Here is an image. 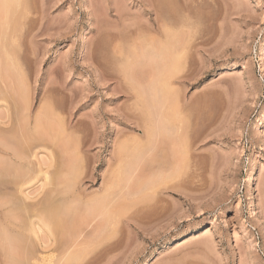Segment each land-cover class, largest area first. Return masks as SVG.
<instances>
[{"label":"rangeland","instance_id":"1","mask_svg":"<svg viewBox=\"0 0 264 264\" xmlns=\"http://www.w3.org/2000/svg\"><path fill=\"white\" fill-rule=\"evenodd\" d=\"M23 1L0 0V22H4L0 23V69H4L3 75L0 70V121H4L6 113L10 118L9 125L0 124V138L8 139L3 140L7 144L2 139L0 142L5 146L14 143L15 148L27 151V158L35 165L31 164L32 174L30 171L25 174L28 171L25 167H17L0 151V162L4 163L0 166V201L24 199L25 192L38 197L36 203L42 209L50 199L55 200L56 196L52 197L57 190L78 186L79 179L89 192L101 189L106 181L120 182L114 189L122 188L126 195L120 210L123 228L115 229L111 224L106 238L88 236L91 243L88 254L93 253L87 255L85 250L82 263L264 264V0H25L26 5ZM22 3L23 12L20 11ZM152 4L153 9L148 8ZM145 9L155 10V13L145 14ZM120 13L126 18L121 19ZM150 16L152 20L163 21L159 22L160 29L163 25L167 28L153 34H158L155 38L162 39L166 33L179 37V59H172L175 48L168 45L165 59L159 58L160 61L153 63L142 60L141 41L137 40H141L143 34L137 25L143 23L139 28L146 33L142 26ZM138 31L140 38L136 36L134 45L140 44L135 49L132 38L139 36ZM120 34H124L123 37H119ZM2 41L6 46L1 45ZM133 47L135 51L138 49V54ZM133 56L140 59L135 61ZM16 63L18 69H15ZM5 72L8 75H4ZM156 85L164 92L155 90ZM10 92L15 94L16 100ZM157 95H162L161 99ZM179 106L184 108L182 117H185L177 134L184 141L182 155L171 151L167 139L166 145L162 144L164 150L152 151L145 154L146 157L137 149L133 150L129 138L143 135L153 128L160 113L173 112ZM52 135L56 136V141L50 139ZM36 153L38 158L31 157ZM119 154L122 158L125 156L126 165L122 166L120 174L116 168ZM43 157L53 162L48 170L49 180L38 174L40 165L36 159L44 160ZM159 164L163 165V174L157 171ZM68 167L75 171L71 172L75 176L70 182L77 179L78 184L69 182L63 188L61 182L68 176L61 173L68 172ZM2 172L6 176L2 177ZM54 180H59L58 185ZM171 185L175 190H164ZM36 203L33 208L39 207ZM24 215L17 219L21 227L24 223L29 225L27 218L32 217ZM13 228L14 233L19 230L14 225ZM85 228L89 231L90 227ZM56 231L58 241L68 235L62 233V229V234ZM26 233L27 237L32 236L26 240L32 243L28 246L25 240L23 244L16 239L18 234L14 236L9 232L8 235L15 238L13 243L20 241L24 248L26 245L28 250H36L32 255L41 256L43 250L38 235L35 237L32 232L29 235L28 230ZM26 233L23 234L26 236ZM96 239H100L99 242L96 243ZM3 241L1 239L0 248ZM15 243L13 246H19ZM16 248L10 254L17 250L15 253L22 260L15 264H25L31 255H26V248V251ZM19 250L26 254L21 253L22 256ZM3 259L1 264H4Z\"/></svg>","mask_w":264,"mask_h":264},{"label":"bare ground","instance_id":"2","mask_svg":"<svg viewBox=\"0 0 264 264\" xmlns=\"http://www.w3.org/2000/svg\"><path fill=\"white\" fill-rule=\"evenodd\" d=\"M10 1V0H9ZM20 1V0H19ZM23 1V0H22ZM25 1V0H24ZM23 1V2H24ZM148 1V0H147ZM152 2H153V0H151ZM5 2V1H4ZM3 2V3H4ZM149 2V1H148ZM12 3V2H11ZM13 3H15V1H13ZM18 2H16L15 4H17ZM21 2H19V4H20ZM25 3V5L27 4L26 2H24ZM6 4V3H5ZM5 4H2V5H5ZM148 4H150V3H148ZM1 5V6H2ZM6 5H8V6H10L9 4H6ZM5 5V6H6ZM146 5V4H145ZM7 6V7H8ZM21 7H20V11H22L21 10V8H22V6H23V3H22V5H20ZM147 6V5H146ZM152 6H154V4H152V5H149L148 6V8H151V9H153V7ZM13 7H15V5L13 6ZM24 7V6H23ZM27 7V6H26ZM3 8V7H2ZM6 8V7H5ZM147 8V7H146ZM4 9V8H3ZM17 9V8H16ZM23 9H25V8H23ZM120 9V8H119ZM118 9V10H119ZM149 10V9H145V14H152L153 12L155 13V10H156V8H155V10ZM5 10H7L8 11V9H5ZM9 10H10V7H9ZM117 10V11H118ZM6 11V12H7ZM15 11H17V10H15ZM14 11V12H15ZM120 11V10H119ZM5 12V11H4ZM11 12V11H10ZM19 12V11H18ZM23 12V11H22ZM24 12H26V11H24ZM13 13V12H12ZM6 14V13H5ZM8 14V13H7ZM119 14V13H118ZM157 14V13H156ZM4 15V14H3ZM25 15H26V13H25ZM120 15H121V13H120ZM11 16H13V15H11ZM4 17H5V15H4ZM22 17V16H21ZM122 17H124V13H123V15H121V19H125L126 17H124V18H122ZM158 17V16H157ZM9 18V17H8ZM19 18V17H18ZM16 19V18H15ZM119 19H120V16H119ZM127 19H129V18H127ZM126 19V20H127ZM159 19V18H158ZM158 19H155V20H152L151 19V16L150 17H147L146 18V24H145V26H142V27H144V29H145V31H146V33L142 30V28H139L141 25L140 24H138L137 26H139L138 27V29H141V34H143V35H141V40H137L138 42L139 41H141V44L140 43H138V44H140L141 45V49L139 48V51H140V57L142 58V60L143 59H147V60H149V61H151L152 60V63H153V61L154 62H157V59L159 60V58L160 59H162L163 60V58L165 59V49L166 48H168L169 46L168 45H171L170 47H172V46H174V47H172V49L173 48H175V49H173L174 50V52H172L171 53V51L170 52H168L169 54L171 53V54H173V53H175V55L173 54L171 57H172V59L174 58V60H176V59H179V53L178 52H180V51H178L177 49H178V47H177V45L179 46V42L181 43V41H180V39H179V37H175L174 36V34H169V33H166V37H164V35L162 36V37H164V38H155V37H157L158 36V34H157V36L156 35H154L153 36V34H155V33H157V31L158 30H162L163 28H165L164 27V25H163V27H162V29H160V24H159V22L158 21H156V20H158ZM5 20H7L6 18H5ZM17 20V19H16ZM167 20V19H166ZM172 20V19H171ZM2 21V20H1ZM18 21V20H17ZM143 21V20H142ZM3 22V21H2ZM2 22H0V23H2ZM125 22V21H124ZM123 22V23H124ZM143 22H145V21H143ZM4 23V22H3ZM2 23V24H3ZM137 23V22H136ZM139 23V22H138ZM161 24L163 23V21L162 22H160ZM164 23H165V21H164ZM167 23V22H166ZM172 23H173V21H172ZM10 24V23H9ZM133 24H134V22H133ZM11 25H13V24H11ZM136 25V24H135ZM165 25H167V24H165ZM7 26H9V25H7ZM125 26H127V25H125ZM129 26V25H128ZM130 26H134V25H130ZM172 26V25H171ZM2 27V26H1ZM6 27V26H5ZM4 27V28H5ZM12 27V26H11ZM126 28V27H125ZM124 28V29H125ZM130 27H128V29H129ZM135 28V27H134ZM2 29V28H1ZM13 29H15V25H14V27H13ZM120 29V28H119ZM165 29H167V28H165ZM164 29V30H165ZM123 30V29H122ZM130 30H131V28H130ZM163 30V31H164ZM175 30V29H174ZM174 30L172 29V31L174 32ZM7 31V30H6ZM125 31V30H124ZM124 31H120V32H124ZM133 31V30H132ZM167 31V30H166ZM14 32V31H13ZM139 32V31H138ZM154 32V33H153ZM158 32H160V31H158ZM178 32V31H177ZM134 33V32H133ZM145 33V34H144ZM172 33V32H171ZM175 33V32H174ZM127 34V33H126ZM129 34H130V32H129ZM132 34V33H131ZM139 34V36L136 34L135 35V40H134V38H132L133 39V41H135V43H133L132 45L135 47V45L134 44H136L137 43V41H136V38L137 37H139L140 38V32L138 33ZM163 33H161V35H162ZM6 35V34H5ZM10 34H8V36H9ZM121 35V34H120ZM123 35L124 34H122L121 36H119V37H123ZM128 35V34H127ZM126 35V36H127ZM133 35V34H132ZM131 35V36H132ZM11 36H12V34H11ZM10 36V37H11ZM130 36V35H129ZM130 36V37H131ZM134 36V35H133ZM137 36V37H136ZM160 36V35H159ZM0 37H1V33H0ZM12 38V37H11ZM179 39V42H177L178 41V39ZM12 39H14V38H12ZM127 39H129V38H127ZM0 40H2L1 38H0ZM5 40H6V38H5ZM159 40H161V41H159ZM165 40V42H163ZM4 41V40H3ZM2 41V43H4ZM182 41H185V39L184 40H182ZM188 41V40H187ZM186 41V42H187ZM1 42V41H0ZM10 42V41H9ZM7 43V42H6ZM176 43H178V44H176ZM8 44V43H7ZM10 44V43H9ZM138 44H137V46H138ZM185 44V43H184ZM1 45H5V43L4 44H1ZM11 45H12V43H11ZM187 45H189V44H187ZM6 46V45H5ZM9 46V45H8ZM13 46V45H12ZM135 47V49L136 48H138V47ZM167 46V47H166ZM184 46V45H183ZM182 46V47H183ZM134 47H133V49H134ZM166 47V48H165ZM177 47V48H176ZM181 47V48H182ZM9 48V47H8ZM1 49H2V46H1V48H0V51H1ZM5 49H7L6 47H5ZM11 49V47L9 48V50ZM135 49H134V51H135ZM179 49H180V47H179ZM8 50V49H7ZM7 50H5V52L8 54V52H7ZM12 50V49H11ZM10 50V51H11ZM138 50V49H137ZM137 50L135 51L136 52V54H138L139 52H137ZM10 51H9V53H10ZM128 51V50H127ZM132 51V50H131ZM178 51V52H177ZM184 51V50H183ZM186 52V51H185ZM187 53V52H186ZM263 53H264V49H263ZM129 55H131L130 53H128ZM133 54V53H132ZM1 55H3V53L1 54ZM5 55V54H4ZM124 55V54H123ZM135 55V54H134ZM167 55V54H166ZM178 55V56H177ZM7 56V55H6ZM126 56V55H125ZM136 56V55H135ZM135 56H133V57H135ZM143 56H144V58H143ZM175 56H176V58H175ZM8 57V56H7ZM1 58V57H0ZM4 58V57H3ZM9 58H11V55L8 57V59ZM13 58V57H12ZM139 58V57H138ZM137 57H135V61H136V59H138ZM5 59H6V57H5ZM4 59V60H5ZM134 58H132V60H133ZM140 59V58H139ZM168 59H170L171 60V58L169 57ZM167 59V60H168ZM141 60V61H142ZM181 60V59H180ZM1 61V60H0ZM6 61V60H5ZM160 61V60H159ZM12 62V61H11ZM16 62V61H15ZM147 62V61H146ZM4 63V62H3ZM6 63H8L7 61H6ZM132 63V62H131ZM149 63V62H148ZM12 64V63H11ZM129 64V63H128ZM133 64V63H132ZM135 64V63H134ZM164 64V63H163ZM166 64V63H165ZM169 64V63H168ZM2 65V64H1ZM0 65V66H1ZM12 65H14V64H12ZM139 65H141L140 63H139ZM145 65V64H144ZM143 65V66H144ZM147 66H149V65H147ZM150 66H152L151 64H150ZM161 66H163V65H161ZM135 67H136V65H135ZM1 68V67H0ZM3 68V67H2ZM10 68V67H9ZM12 68V67H11ZM124 68H125V66H124ZM154 68V67H153ZM164 68V67H163ZM162 68V69H163ZM15 69H18L17 68V63H16V67H15ZM1 70V69H0ZM4 70V69H3ZM3 70H1V72H2V75H3ZM7 70H10V69H7ZM127 71H128V69H127ZM131 71V70H130ZM130 71H129V73H130ZM156 71V70H155ZM12 72V71H11ZM13 72H14V70H13ZM17 72H19V71H17ZM23 72V71H22ZM21 72V73H22ZM149 72H151V71H149ZM161 72V71H160ZM15 73V72H14ZM20 73V74H21ZM127 74V73H126ZM137 74V73H136ZM157 74H161V73H158L157 72ZM4 75H8L6 72L4 73ZM14 74H12V76H13ZM128 75V74H127ZM131 75H133V74H131ZM161 75H163V74H161ZM135 76V75H134ZM170 76V75H169ZM2 76H0V78H1ZM5 77V76H4ZM10 77V76H9ZM23 77V76H22ZM128 77V76H127ZM130 77V76H129ZM147 77H149V76H147ZM154 77V76H153ZM167 77V76H166ZM165 77V78H166ZM15 78V77H14ZM131 78V77H130ZM175 78V77H174ZM23 79H24V77H23ZM134 79V78H133ZM154 79L156 80L157 78H155L154 77ZM167 79V78H166ZM6 80V79H5ZM5 80H2V82L3 81H5ZM7 80H8V77H7ZM13 80V79H12ZM130 80V79H129ZM164 80V79H163ZM163 80H162V82H163ZM169 80V79H168ZM1 81V80H0ZM10 81H11V79H10ZM21 81H22V78H21ZM132 81H134V80H132ZM136 81V80H135ZM149 81V80H148ZM150 82V81H149ZM155 82V81H154ZM157 82H158V80H157ZM167 82V81H166ZM174 82V81H173ZM152 83V82H151ZM25 84V83H24ZM24 84H22V85H24ZM156 84V83H155ZM161 84V83H160ZM166 84V83H165ZM168 84H169V81H168ZM9 85V84H8ZM14 85V84H13ZM149 85H150V83H149ZM148 85V86H149ZM151 85H153L154 86V84H151ZM159 85V84H158ZM11 86V85H10ZM147 86V87H148ZM153 86H151V89H154V88H152ZM167 86H169V85H167ZM6 87V86H5ZM12 87V86H11ZM137 87V86H136ZM156 88H155V90H158V91H161V89L159 90L158 88H157V85L155 86ZM164 87V86H163ZM1 88H2V86H1ZM0 88V89H1ZM20 88V87H19ZM149 88V87H148ZM6 89V88H5ZM137 89V88H136ZM151 89H149L150 91H151ZM166 89H167V87H166ZM3 90V89H2ZM9 90V89H8ZM25 90H26V88H25ZM134 90V89H133ZM138 90V89H137ZM7 91V90H6ZM16 91H18V90H16ZM15 91V92H16ZM24 91V90H23ZM3 92V91H2ZM9 92V91H8ZM19 92V91H18ZM153 92V91H152ZM156 93H157V91H155ZM162 92H164V91H161V93ZM7 93V92H6ZM10 93H12V92H10ZM13 93H14V91H13ZM13 93L11 94V95H13ZM23 93V96H26L25 95V93L24 92H22ZM158 93H160V92H158ZM157 93V94H158ZM3 94V93H2ZM16 94H17V92H16ZM19 94H20V92H19ZM10 95V96H11ZM15 95V94H14ZM13 95V96H14ZM21 95V94H20ZM156 95V94H155ZM163 95V94H162ZM161 95V96H162ZM5 96V95H4ZM9 96V97H10ZM22 96V95H21ZM154 96V95H153ZM158 96V95H157ZM160 96V95H159ZM159 96H158V99H159ZM161 96H160V99H161ZM18 97V96H17ZM5 99H7L6 97H5ZM14 99L16 100L17 98H15V96H14ZM21 99H23V98H21ZM155 99V98H154ZM20 100V99H19ZM153 100V99H152ZM8 101V100H7ZM23 101V100H22ZM179 101H180V99H179ZM16 102V101H15ZM181 102H184V100H182ZM20 103H21V100H20ZM20 103H18V104H20ZM182 105L181 106H184L183 105V103H181ZM8 105V104H7ZM21 105V104H20ZM181 106H179V108L178 109H174L175 111H171L170 113L168 112V113H160L159 114V116L156 118V120H155V123H154V125H153V128H152V126H150V128H152V129H147L144 133H143V135H138V134H135L134 136H132L131 138H129V140H130V143H132L131 145H132V147H133V150L134 149H137V152L139 151V153H140V155L142 154V155H144L145 157H146V155H148V154H151L152 153V151L154 152L155 150H159V152H161L162 150H164V149H162V144H164L165 143V141H166V139L168 140L167 141V143L169 144V145H167L169 148H171V151L172 152H174V154L176 153V154H181L182 155V153H184V148H183V143L182 142H184V141H182L181 139L182 138H180V136L179 135H177V134H179V132H180V130H179V127L180 128H182L183 126H182V123H183V121L184 120H182L183 118H185L184 116L182 117V115H184V112L182 111V109H184L183 107L181 108ZM24 107V106H23ZM8 109V108H7ZM186 109V108H185ZM185 111V110H184ZM7 112H9V111H7ZM29 113V112H28ZM42 113H43V111H42ZM7 114V113H6ZM5 114V115H6ZM39 114H41V113H39ZM4 115V117H6L5 119H4V121L3 120H1L0 121V124L1 125H9V120H10V118H9V114H7L6 116ZM25 116V115H24ZM26 116H28V115H26ZM43 116H44V114H43ZM47 116V115H46ZM45 116V117H46ZM157 116V115H156ZM3 117V118H4ZM40 117V116H39ZM3 118H1V119H3ZM26 118V117H25ZM28 119H30L29 117H28ZM38 119H40V118H38ZM41 119H43V118H41ZM45 119H47V118H45ZM48 120V119H47ZM12 121V120H11ZM23 121V120H22ZM40 121V120H39ZM151 121V120H150ZM34 122V121H33ZM41 122V121H40ZM48 122V121H47ZM46 122V123H47ZM51 122V121H50ZM19 123H21V122H19ZM30 123V122H29ZM34 124V123H33ZM37 124H38V121H37ZM43 124V123H42ZM47 124H49V123H47ZM137 124V123H136ZM24 125H25V123H24ZM32 125V124H31ZM46 125V124H45ZM139 125V124H138ZM184 125V124H183ZM20 126V125H19ZM22 126V125H21ZM20 126V127H21ZM136 126V125H135ZM148 126V125H147ZM27 127V126H26ZM29 127V126H28ZM35 127V126H34ZM50 127V126H49ZM10 128V127H9ZM22 128V127H21ZM39 128V127H38ZM11 129V128H10ZM62 129V128H61ZM184 129V128H183ZM8 130V129H7ZM6 130V131H7ZM9 131V130H8ZM11 131L12 130H10V133H11ZM25 131V130H24ZM29 131H32L31 129L29 130ZM13 132V131H12ZM34 132V131H33ZM37 132V131H36ZM182 132V131H181ZM10 133H8V134H10ZM15 133V132H14ZM21 133V132H20ZM25 133H26V131H25ZM29 133V132H28ZM54 133V132H53ZM24 134V133H23ZM22 134V135H23ZM30 134V133H29ZM37 134V133H36ZM57 134V133H56ZM60 134V133H59ZM134 134V133H133ZM3 135V134H2ZM33 135V134H32ZM55 135V134H54ZM54 135H52V136H54ZM181 135H183V134H181ZM24 136H26L25 134H24ZM50 136V135H49ZM1 137V136H0ZM8 138L10 137L9 135L7 136ZM58 137V136H57ZM21 138H22V136H21ZM41 138H43V137H41ZM49 138V137H48ZM172 138V139H171ZM184 138V137H183ZM2 139V140H1ZM25 140H27L26 138H24ZM30 139V138H29ZM50 139H52V140H54V141H56L55 139H56V136H54V137H50ZM153 139V141H151ZM165 139V140H164ZM0 140L4 143V141H6L7 142V140H4L3 139V137L2 138H0ZM4 140V141H3ZM34 140V139H33ZM36 140V139H35ZM128 140V141H129ZM11 140L9 139V142H10ZM37 141V140H36ZM66 141V140H65ZM172 141H174V142H172ZM8 142V143H9ZM13 142V140L10 142V143H12ZM26 143H28L29 142V140L28 141H25ZM51 142V141H50ZM164 142V143H163ZM18 143V142H17ZM52 143H54V142H51V144ZM0 151L2 152V154L4 153L5 155H7L9 158L8 159H10L11 161H13V163H15L16 165H17V167L18 166H23V167H25V171H27V172H25V174H28V173H30L31 171L30 170H32V167L33 166H31V164H33L32 163V161H30V159H28L29 157V155L27 156L26 154H27V151L25 152H23L22 150H20V149H18V148H15L14 146H13V144H11V146H5L4 144H2L1 142H0ZM16 144V143H15ZM55 144V143H54ZM38 145V144H37ZM123 146H124V144H122ZM165 145H166V143H165ZM165 145L163 146V147H165ZM20 146V145H19ZM59 146V145H58ZM61 146H63V145H60L59 147H61ZM121 146V145H120ZM122 146V147H123ZM64 147V146H63ZM167 147V148H168ZM36 148V147H35ZM34 148V149H35ZM120 148V147H119ZM168 148V149H169ZM186 148V147H185ZM162 149V150H161ZM168 149H166V150H168ZM119 150H121V149H119ZM134 151H136V150H134ZM134 151H132V153H134ZM39 152V151H38ZM62 152V151H61ZM157 152V151H156ZM156 152H154V153H156ZM187 152V151H186ZM65 153V152H64ZM119 153V152H118ZM158 153V152H157ZM168 153V152H167ZM33 154H34V152H33ZM63 154V153H62ZM131 154V153H130ZM146 154V155H145ZM31 155V154H30ZM39 154L38 153H36L35 155H32L31 157H33V156H35L36 158H38L37 156H38ZM66 155H68V153L66 154ZM136 155H137V153H136ZM180 155V156H181ZM132 156H134V155H132ZM151 156V155H150ZM177 156V155H176ZM175 156V157H176ZM179 156V157H180ZM4 157V156H3ZM28 157V158H27ZM131 157V156H130ZM140 157V156H139ZM2 158V157H1ZM5 158V157H4ZM35 158V159H36ZM45 157H43V159H44ZM48 158V157H47ZM71 158V157H70ZM124 158H125V156H124ZM124 158H122V155H120L119 154V159H118V162L119 163H117V166H116V168H117V171L119 172V174L121 173V172H123V169L121 170V168H123L122 166L123 165H125L124 164V162H125V160H124ZM134 158V157H133ZM42 159V158H41ZM72 159V158H71ZM173 159H174V157H173ZM175 159H179V158H175ZM1 160V159H0ZM33 160V159H32ZM38 160V162H37V164L39 163V170H38V174H41V175H43L47 180H49L48 179V177L50 176L49 174H50V172L48 171V170H50L49 168L51 167V164L53 163V162H50V161H52V160H50V158L49 159H44V160H40V159H36V161ZM40 160V161H39ZM50 160V161H49ZM67 160V159H66ZM72 161V160H71ZM73 162H76V161H73ZM79 162V161H78ZM86 162V161H85ZM172 161H170V163H171ZM177 162H179L178 160L176 161V163ZM1 163H3V161L2 162H0V164ZM7 163H8V161H7ZM13 163H11V164H13ZM65 163V162H64ZM175 162L173 161V163H172V165L174 164ZM4 164V163H3ZM73 164V163H72ZM84 164V163H83ZM178 165H179V163H177ZM7 165V164H6ZM5 165V166H6ZM9 165V164H8ZM15 165V166H16ZM33 165H35V163L33 164ZM53 165V164H52ZM55 165V164H54ZM77 164L75 163V166H76ZM87 165V164H86ZM88 165H89V163H88ZM176 165V164H175ZM174 165V166H175ZM177 165V166H178ZM0 166H3L2 164L0 165ZM126 166V165H125ZM163 165H161V164H159L158 166H156L157 167V171H158V173L160 172V174L162 173L163 174V170H162V167ZM7 167V166H6ZM16 167V168H17ZM23 167H22V169H23ZM35 167H37V166H35ZM54 167V166H53ZM57 167V166H56ZM59 167V166H58ZM170 168H173V167H171V165L169 166ZM176 167V166H175ZM179 167V166H178ZM181 167V166H180ZM12 168V167H11ZM34 168V167H33ZM55 168V167H54ZM71 168H72V166H71ZM125 168V167H124ZM2 169V168H1ZM15 169V168H14ZM27 169V170H26ZM37 169V168H36ZM60 168H58V170H59ZM63 169V168H62ZM69 171L68 172H63V173H61L62 174V176H68L69 177V180H67L68 179V177H65L66 178V182L64 181L65 180V178L63 179V181L61 182L62 184H63V188H65V186L66 185H68L69 184V182H70V178L72 179L74 176H73V173L71 174V172H73L74 170H72L71 169V171H70V169H69V167L67 168ZM67 169H63V170H67ZM91 169V168H90ZM169 169V168H168ZM34 170V169H33ZM80 170V169H79ZM82 170V169H81ZM80 170V171H81ZM171 170V169H170ZM3 171V170H2ZM30 171V172H29ZM56 171V170H55ZM172 172H173V169L171 170ZM7 172V171H6ZM34 172V171H33ZM75 172V171H74ZM89 172V171H88ZM175 172V171H174ZM20 173V172H19ZM80 173V172H79ZM87 173V172H86ZM91 173V172H90ZM2 174H4L3 172H2ZM8 174V173H7ZM16 174H18V173H16ZM21 174H22V172H21ZM30 174H32V172L30 173ZM52 174V173H51ZM53 174H54V172H53ZM57 174H58V172H57ZM69 174V175H68ZM77 174V173H76ZM114 174V173H113ZM118 173H116V175H119ZM19 175V174H18ZM33 175H35V174H33ZM71 175V176H70ZM88 175V174H87ZM173 174H171V176H172ZM3 176H6L5 174L4 175H2V177ZM10 176V175H9ZM26 176V175H25ZM37 176V175H36ZM39 176V175H38ZM77 176H79V175H77ZM88 176H90V175H88ZM115 176V175H114ZM20 177H21V175H20ZM27 177V176H26ZM25 177V178H26ZM29 177V176H28ZM55 177V176H54ZM53 177V178H54ZM92 177V176H91ZM11 178H13V177H11ZM10 178V179H11ZM15 178V177H14ZM33 178V177H32ZM32 178L30 179V180H32ZM34 178H35V176H34ZM50 179H51V177H49ZM84 177H82V179H83ZM95 178V177H94ZM94 178H93V180H94ZM104 178H106V177H104ZM19 179V178H18ZM46 179H45V182H44V184L46 185L47 184V181H46ZM55 179H56V177H55ZM90 179H92V178H90ZM12 180H14V179H12ZM25 180V179H24ZM27 180H28V178H27ZM73 180V179H72ZM80 180V179H79ZM78 180V182H79V184H78V182H77V179H75V181H71L73 184L76 182L77 184H78V186H75V187H77V189L75 190V187H71L70 186V189H71V191H67V188L65 189L66 191H63V189H59V190H57L56 188H54L55 189V191L57 190V192H56V195L55 194H53L54 196L52 197V198H54L55 196V200L54 199H50V201H49V203L51 202V201H53V202H51L50 204L48 203H46L47 205H45L44 207H42V209H41V207L39 206V205H37L38 203H36L37 201V199L36 198H38V197H35V196H32L33 194H29V193H25L24 192V194L22 195V196H24V199L22 198L21 200H19V198L18 197H16V198H18L17 200H14L13 198H12V200L10 201H5L4 200V198H3V200L5 201H0V213L3 215V217H4V219H2L3 217H2V215H1V221H0V226L2 225V227H0V234L1 235H5L4 237H2L1 238V235H0V238L3 240L4 239V243L2 242V247L0 248V249H2V251L0 252V254L1 255H3V257L5 258V259H3V257L0 259V260H4L2 263H4V264H15V262H20L21 260H20V258H19V256H17L16 255V253L18 252L17 250L16 251H13V253L18 257H16L15 255L14 256H12V254L13 253H11L10 254V252H12V250H15V248L17 247V248H23L25 251H26V249H27V254H26V252L23 250V252H25V253H22L20 250H19V252H20V254L22 253V254H26L28 257V260H26L27 262H28V264H85V262L84 263H82L81 261L82 260H85V258L84 259H82V257H85L86 256V254L87 255H89L90 253H93V252H91L90 251V253L88 254V252H89V250L88 249H90V246H89V237L88 236H90V235H96V236H94L95 238L97 237V238H102L103 237V239H104V237L106 236V234H108V233H110L109 232V230H111L110 228L112 227V225L114 224L115 225V229H116V227L120 230V228L122 227V226H120L122 223V212L120 211L121 210V208H122V205L124 204V201H125V196H124V194H123V190H121L120 188V190H116V189H114L115 187H118V186H116V185H118V184H116L115 183V181H114V183L112 184V183H109V181H106V183L104 184V186L101 188V189H99V190H96V191H93V192H89L88 191V188H86V186L84 187L83 185H81V183H82V181L80 180L79 181ZM55 181V180H54ZM57 181V180H56ZM56 181H55V184H56ZM59 181V180H58ZM57 181V185H58V182ZM95 181V180H94ZM27 182V181H26ZM31 182V181H30ZM70 182V183H71ZM145 182H147V181H145ZM49 183V182H48ZM75 183V184H76ZM144 183V182H143ZM148 183V182H147ZM15 184V183H14ZM20 184V183H19ZM28 184V183H27ZM43 184V185H44ZM73 184H71V185H73ZM76 184V185H77ZM116 184V185H115ZM44 185V186H45ZM61 185V184H60ZM102 185H103V183H102ZM11 186V185H10ZM16 186V185H15ZM115 186V187H114ZM14 187V186H13ZM16 187H18V186H16ZM15 187V188H16ZM21 187V186H20ZM24 187V186H23ZM26 187V186H25ZM43 187V186H42ZM49 186H47V188H48ZM51 187V186H50ZM44 188V187H43ZM47 188H45V190H47ZM18 189V188H17ZM170 189H172V190H175V187L174 186H172L171 185V187L170 186H168V187H166V189H164L165 191H167V190H170ZM49 190L50 189H48V193H49ZM20 191V190H19ZM18 191V192H19ZM55 191H54V193H55ZM60 193H59V192ZM92 191V190H91ZM30 192V191H29ZM57 193H58V195H57ZM7 194V193H6ZM12 194V193H11ZM21 194V193H20ZM45 194V193H44ZM50 194V193H49ZM10 195V194H9ZM45 195H47V194H45ZM52 195V194H51ZM49 196V195H48ZM21 197V196H20ZM15 198V199H16ZM42 198H44V196L42 197ZM1 199V198H0ZM47 199H48V197H47ZM44 200V199H43ZM42 201V200H41ZM45 202H48V201H45ZM44 202V203H45ZM35 203H36V206H39V207H32V206H34L35 205ZM40 204H42V202H40ZM44 205V204H43ZM42 205V206H43ZM31 208H33V209H31ZM38 208V209H37ZM35 209V210H34ZM28 210H29V212L31 211V213H29L28 212ZM14 212H15V214H14ZM20 212V213H19ZM21 212H24V213H21ZM26 212H28V213H26ZM9 213V214H8ZM12 213H13V216H11L10 217V215H12ZM17 213H19L18 215H17ZM25 214V215H24ZM26 214H28L27 216L29 217V216H32L31 218L29 217V218H27V219H30L28 222H29V225L27 224V223H21L22 222V220H21V222H20V224L22 225V227L19 225V224H17V223H19V218L21 217L20 215H24V216H26ZM113 214V215H112ZM15 216V217H14ZM26 216V217H27ZM11 219H10V218ZM11 220V223H10V221H8L9 219ZM12 218H13V220H12ZM35 218V219H34ZM18 219V220H17ZM23 219H25V217H23ZM33 219V220H32ZM13 221V222H12ZM18 221V222H17ZM95 221H96V224H95ZM24 222V221H23ZM25 222H27V221H25ZM92 222H93V224H92ZM14 225V227L16 228V230L19 228V230H17L18 231V233H17V231H16V233H14L15 231H14V228H13V225ZM93 225V229L91 228L92 227V225ZM112 224V225H111ZM28 225V226H27ZM71 227H70V226ZM87 227H90L89 228V231H86V229H88V228H85L86 226ZM113 225V226H114ZM18 226H20V227H18ZM28 227V229H27V227ZM70 227V229H69V227ZM85 226V227H84ZM18 227V228H17ZM20 228H22V231H23V228H24V231L21 233L20 232ZM64 228H66V230H68L67 232H63V231H66V230H64ZM123 228V227H122ZM121 228V229H122ZM62 229V233H64L65 235H67L66 237H64L65 239L62 241L61 240V237H60V240L61 241H58L59 239L57 238V237H55L56 236V230H58V231H60ZM92 229V230H91ZM114 229V228H113ZM26 230H28V232H29V235H30V233L31 234H34L33 236H35V237H37L36 236V234L38 235V239L40 240H38L40 243H39V246L41 247V249L43 250V251H46V253L47 252H49L48 250H52L51 252L52 253H50V254H45V252L43 253V251H42V253H41V256L40 255H32V253H34V252H36V250L34 251V252H32L31 250H28L29 249V247L27 248L26 247V245L28 244L29 245V243L27 242L28 241V238H32V236L30 237H27L28 235H27V233H26ZM3 231V233H1ZM118 231V230H117ZM10 232V234H13L14 236H15V234H18L17 236H19V237H17V236H15L16 237V239H20L21 241H22V243L24 244V241L23 240H27L26 241V245H25V248L21 245V243H20V241L19 242H14L15 244H17V243H19V246L17 245H15V246H13L14 245V243H13V241H15L14 239V237H11V239H8V237H9V235H8V233ZM42 232V233H41ZM6 233V234H5ZM26 233V236L24 235V234ZM55 233V234H54ZM60 233H61V231H60ZM61 233V234H62ZM92 233V234H91ZM22 234L24 235V239H22L23 237H22ZM39 234H44L43 235V237L41 238L40 237V235ZM12 235V236H13ZM58 235V234H57ZM9 237V238H10ZM91 237V236H90ZM27 238V239H26ZM106 238V237H105ZM1 239H0V241H1ZM35 239V238H34ZM58 239V240H57ZM88 239V240H87ZM32 240V239H31ZM91 240V239H90ZM94 240V239H93ZM97 240L98 239H96V243H97ZM100 240V239H99ZM99 240H98V242H99ZM17 241V240H16ZM30 241V240H29ZM31 242H33V241H31ZM58 242H60V244H58ZM92 242H94L95 243V240L94 241H92ZM34 243H37V242H34ZM30 244H32V243H30ZM59 245V246H56V245ZM91 244V243H90ZM21 245V246H20ZM27 245V246H28ZM93 246H94V244H92ZM99 245V244H98ZM120 245V244H119ZM31 246V245H30ZM34 247V246H33ZM55 247V248H54ZM96 247V246H95ZM10 248H12V249H10ZM14 248V249H13ZM16 248V249H17ZM35 248V247H34ZM55 249V251H60L59 253H55V251L53 252V249ZM94 248V247H93ZM35 249H37V248H35ZM39 249V248H38ZM11 250V251H10ZM33 250V249H32ZM85 250H86V252H85ZM91 250H95V249H91ZM104 250V249H103ZM16 252V253H15ZM31 252V253H30ZM101 252V251H100ZM84 253H86V254H84ZM21 254V255H22ZM37 254V253H36ZM0 255V256H1ZM82 255V256H81ZM10 256V257H9ZM12 256V257H11ZM23 256V255H22ZM37 258H36V257ZM21 257V256H20ZM11 258V259H10ZM25 258V257H24ZM97 258V257H96ZM6 259H10L9 260V262H8V260H6ZM12 259H17V260H19V261H17V260H12ZM32 261H30V260ZM82 259V260H81ZM24 260V261H25ZM34 260V261H33ZM93 260V259H92ZM14 261V262H13ZM26 261L24 262L25 264H26ZM97 262V261H96ZM93 263V262H92ZM92 263H87V264H92ZM1 264V263H0Z\"/></svg>","mask_w":264,"mask_h":264}]
</instances>
